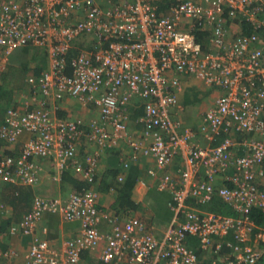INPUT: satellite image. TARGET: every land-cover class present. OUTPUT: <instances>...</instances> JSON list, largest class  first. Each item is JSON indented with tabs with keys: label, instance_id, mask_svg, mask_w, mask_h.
<instances>
[{
	"label": "built area",
	"instance_id": "1",
	"mask_svg": "<svg viewBox=\"0 0 264 264\" xmlns=\"http://www.w3.org/2000/svg\"><path fill=\"white\" fill-rule=\"evenodd\" d=\"M161 1L0 0V73L15 50L44 48L49 66L27 79L31 91L92 104L99 114L85 122L57 118L44 103L36 109L6 108L0 138L11 145L24 133L32 137L18 153L0 154V180L35 184L42 171L37 159H48L59 175L72 166L93 183L97 158L87 155L84 165L76 159L83 138L99 148L125 141L134 150L131 161L138 160V152L153 160L147 171L152 177L178 152L186 159L178 180L164 173L157 183L159 191L171 193L174 213L159 241L139 219L120 224L100 211L97 192L84 188L66 199L35 197L30 211L10 226L11 235L31 237L25 264H81V253L101 242L100 264H203L190 238L213 255L227 247L222 264H256L263 255L264 228L251 213L264 214V0H165L159 12ZM243 21L252 26L250 36L242 32ZM234 25L238 33L229 36ZM196 31L208 34L206 50ZM85 35L93 47L78 49L67 74L64 56ZM187 77L218 95L198 128L179 134L181 123L171 114L184 110L178 95ZM133 98L142 100L144 115L138 121L148 141L144 147L128 134ZM199 137L206 146L198 145ZM189 199L224 204L233 215L201 214L186 205ZM45 213L80 223L78 234L63 243V255L35 235ZM101 222L110 227L106 233L98 228Z\"/></svg>",
	"mask_w": 264,
	"mask_h": 264
},
{
	"label": "crops",
	"instance_id": "2",
	"mask_svg": "<svg viewBox=\"0 0 264 264\" xmlns=\"http://www.w3.org/2000/svg\"><path fill=\"white\" fill-rule=\"evenodd\" d=\"M86 44L87 42L83 43V47ZM26 50L27 49L24 48L22 51L17 49L12 52L7 57L5 70L0 73V84L5 83L7 87L11 88L10 98L0 101V125L2 124L6 108L19 107L22 109H36L39 108L42 103L47 104L46 106L49 111L53 113L55 117L61 119L72 120L79 118L85 122H89L99 117L98 109L92 104L80 105L76 99L70 97L56 100L53 97H44L40 92H32L27 83V79L30 76H36L32 74L35 63H26L30 58L24 60L23 57H20H28L27 53L23 54ZM37 60L40 59L38 58ZM25 64L27 69L31 70L26 72L24 76L22 74L16 78L14 71ZM48 66L47 60V65L44 66L42 72L46 71ZM15 79L17 80V84L14 83ZM186 79L192 80L194 78L187 77ZM188 86L189 88L186 90L184 89V91L180 92L178 95V101L184 108L183 112L175 117L171 114L173 120H179L181 123L180 130L178 131L179 134H181L186 127L194 130L198 128L202 123L204 112L209 105H207L206 99L215 93L213 90L210 91V89L204 87L197 79H194L191 86ZM190 90H196L199 93L198 99H200V94H203V108L199 107L198 101H195L197 99H195L194 96H189L188 100L191 101L185 102V96L189 94L187 92H190ZM135 106L141 107L142 112L139 116H134L133 114L132 119H129L127 122L128 134L138 141L141 147H144L148 144V141L142 137L144 125L138 121L139 118L144 115L142 100L133 98L130 107L133 109ZM139 108H136V113H139ZM31 137L32 135L24 133L19 137L16 143L6 146L3 145L5 153H18L22 149L23 144ZM196 142L200 146L207 145L201 137H199ZM133 151L134 150L123 140L112 148H99L83 138L77 146L76 159L84 165L87 155H94L97 158L94 183H87L81 174L76 173L72 166H69L59 175L55 172L48 159H37L42 171L39 173L38 180L35 184L27 185L22 182L12 184L0 180V198L2 202V208H0V264H25L26 253L31 237L11 235L9 232L10 226L19 223L25 214L30 211L32 201L35 197H59L66 199L70 194L75 193L76 188L73 182L82 184L86 186V189L97 192V208L100 211L108 213L113 217L115 216L116 221L120 224L124 223L129 218L139 219L143 223L147 233L151 234L159 241L165 230L169 227L174 213L170 208L171 205H173L171 193L159 191L157 189V183L160 176L164 173L170 174L173 179L178 180L179 175L177 171L179 168L186 167V159L183 153L178 152L172 164L167 169L158 171L156 176L152 177L148 175L147 171L151 167H154L153 160L138 152V160L131 161L130 155L133 154ZM124 162L129 163L128 167L125 169L123 168ZM95 178L99 179L100 183L95 182ZM202 178L203 176L200 174L199 180ZM103 179H105L106 182L103 183ZM221 183L222 181H220V179L216 181L217 185ZM186 205L190 208H194L201 214H205L211 212L210 209L213 204L212 202L199 204L189 199ZM183 219L184 217L180 216V221ZM79 227L80 223L78 221H66L56 213H45L35 227V235L40 239L47 240L52 249L59 255H63V243L66 240L74 238L79 232ZM98 228L101 232L106 233L110 227L106 222H101ZM191 239L192 241L196 240L190 238L189 242H191ZM104 245L105 243L101 242L96 249L92 251H83L80 258L81 264H100L98 256ZM197 246H199L198 243ZM8 252L13 253V256L6 259L2 255ZM201 255L202 259H205V262H207L211 259L213 253H211L210 250H201Z\"/></svg>",
	"mask_w": 264,
	"mask_h": 264
},
{
	"label": "trees",
	"instance_id": "3",
	"mask_svg": "<svg viewBox=\"0 0 264 264\" xmlns=\"http://www.w3.org/2000/svg\"><path fill=\"white\" fill-rule=\"evenodd\" d=\"M167 6V3L165 0L161 1L160 2V7H159V12H164V8ZM261 17V20H264V13L262 15H260ZM242 24V25H241ZM240 24L241 28H242V32L244 34H247L248 36H250L251 32L252 31V26H250L249 23L243 21L242 23ZM195 35V38H196V41L198 43L201 44L202 48L204 50L207 49V46H208V34L207 33H204V32H200V31H196L194 33ZM261 37L264 39V33L261 34ZM77 44V43H76ZM26 52H23V54H26L28 55V57L31 59H29L26 63L28 62H31V63H35V68L32 69V74L34 75H39L42 73L43 71V68L44 66L47 65V54H46V50L44 48H26ZM42 49V50H40ZM22 51V49H19ZM24 51V50H23ZM39 51H41L42 53H40ZM17 52V51H16ZM78 55V49L74 48L72 50H70L68 52V54L65 57V61H67V74H70L71 73V68H70V62L73 58H75L76 56ZM40 59V60H37V59ZM49 62V60H48ZM31 69H27V66L26 64L24 66H21L18 70H15L14 71V75L15 77H19L20 75L23 74V76L25 75L26 72L30 71ZM16 79L14 80V83H16ZM10 86V85H9ZM10 87H7V85L4 84H0V101H3V100H8L10 98ZM189 94H187L185 96L186 98V103L187 102H190L188 99H189V96H191L190 94L193 93L194 94V98L197 99L195 101H198V96H199V93L196 91V90H190V92H187ZM136 108H139L135 106V108L131 109L128 108V111H129V118L132 119V116L134 114V116H139L142 112V108L140 107L138 109L139 113H136ZM137 118V117H136ZM136 120V119H135ZM219 142V140L217 141ZM3 145L6 146V145H9V143L3 141L2 138H0V154L1 155H13L12 153H5V149L3 148ZM64 172V171H63ZM62 172V173H63ZM95 182H99L100 183V180L99 179H96L95 178ZM106 182L105 179H103V183ZM93 183H94V179H93ZM75 188H76V192L78 191H81L82 189H84L86 186L82 185V184H79V183H76V182H73ZM212 207L210 209L211 212H215V213H219V214H224V215H233V212L224 204H221V203H218V202H212ZM264 214L263 213H260V212H257V211H253L251 213V217L253 219V222L257 225V226H260L263 222H264V218H263ZM191 242H189V246L191 247V249H193L195 251V253L197 254V256L199 257L200 261L203 263V264H210V261L213 260V264H222V259L225 255H227L229 253V249L225 246H223V248L221 249V252L219 255H212L211 256V260L205 262V259H202V255H201V250L199 249V247L197 246V243L198 241H192V239L190 240ZM264 256V254H263ZM262 257V256H261ZM262 258H260L261 260ZM259 260V261H260ZM258 261V262H259ZM257 262V263H258ZM256 263V264H257Z\"/></svg>",
	"mask_w": 264,
	"mask_h": 264
},
{
	"label": "rangeland",
	"instance_id": "4",
	"mask_svg": "<svg viewBox=\"0 0 264 264\" xmlns=\"http://www.w3.org/2000/svg\"><path fill=\"white\" fill-rule=\"evenodd\" d=\"M238 26L237 25H234V26H232V27H229V29H228V34H229V36H233V35H235V34H237L238 32ZM83 41H79V42H77V44H76V46L78 45V44H80V43H82ZM40 53H42L41 51H39ZM28 56V55H27ZM20 57H23V59L25 60H27L29 57H24V56H20ZM194 79H192V80H188V79H186V78H184L181 82L183 83V87H184V89L186 90L187 88H189V86L188 85H190L191 86V83H192V81H193ZM211 90H213V89H210V91ZM214 91V90H213ZM191 96H194V94L193 93H191L190 94ZM217 95H218V93H214V95H211V96H209L208 97V99H206V101H207V105H208V107L213 103V101L215 100V98L217 97ZM202 97H203V94L201 93L200 94V99H198V105H199V107L200 108H203V103H202ZM263 218H264V216H263ZM259 227H261V228H264V222L259 226ZM248 246H252V243H249L248 244ZM262 259L257 263V264H264V256L262 255V257H261Z\"/></svg>",
	"mask_w": 264,
	"mask_h": 264
},
{
	"label": "clouds",
	"instance_id": "5",
	"mask_svg": "<svg viewBox=\"0 0 264 264\" xmlns=\"http://www.w3.org/2000/svg\"><path fill=\"white\" fill-rule=\"evenodd\" d=\"M79 41H83L82 43L78 44L77 46L76 43L79 42ZM93 39L91 37H89L88 35H85V36H82V37H79L78 39H76L74 41V46H75V49H90V47L92 46L93 47ZM87 42V44L83 47V43ZM47 54V53H46ZM134 139V138H133Z\"/></svg>",
	"mask_w": 264,
	"mask_h": 264
}]
</instances>
